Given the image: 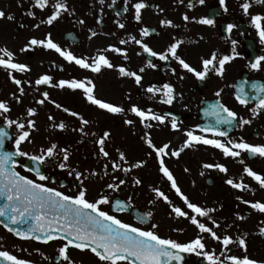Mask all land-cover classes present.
Wrapping results in <instances>:
<instances>
[{"label": "flooded vegetation", "instance_id": "af4514ba", "mask_svg": "<svg viewBox=\"0 0 264 264\" xmlns=\"http://www.w3.org/2000/svg\"><path fill=\"white\" fill-rule=\"evenodd\" d=\"M136 2L137 0H104V3L100 4L99 0H68L69 8L74 10L73 15L65 13L52 26L41 24L39 28H35L33 25L39 23L49 14L48 9L42 12L32 8L36 13L35 18H33L27 15V11L32 6V0H0V10L5 12V17L0 18L4 26L0 31H2V39L10 47L8 48L16 54L17 61L27 63L31 67V71L28 73H14L18 79L34 81L44 73L53 76L54 82L59 79L72 77L80 79L87 76L94 80L96 94L99 98L122 104L126 108L136 103L141 107H151L161 114L170 112L178 117L180 131L171 130L168 124L154 126L152 129L146 130L133 114L128 113L127 116H124L107 113L88 103L79 90L73 92L68 89L60 90L39 86L38 92L35 90L34 84L32 87L25 85L27 88V90L25 88L26 97L31 95L35 101L40 98L41 90L45 89L44 91L50 93L51 99L81 113L86 119L92 121L90 125L85 126V131L96 133V135L81 136L79 132L73 131L74 128L80 126L77 118L64 113L48 102H46L48 107L36 103L34 106L36 109L38 106L41 107L38 114H41L43 107L49 108L50 115L55 118L56 123L63 120L68 125L64 130L50 128L49 132L52 135L53 143L58 144L59 147H70L69 163L77 170L85 172L87 178L84 180V184L89 189V198L96 197L97 193L100 192L107 193L113 200L127 201V198L131 196L132 207L128 211L114 213L115 215L125 222L140 227L157 223L159 225L158 232L161 236L187 242L195 238L198 230L187 219L175 218L174 215L169 216L170 209L163 200L156 199L154 204L148 203L149 200L154 199L150 186H155L161 188L174 204L184 207L182 201L170 188L169 182L159 173L155 154L153 153L150 157L146 155L151 149L144 143L142 136L145 131H149L157 146L171 141L173 148L179 147L185 139L183 134L185 129L198 124L214 123V118L205 116L203 109L214 103L217 99L215 92L223 89L222 101L236 111L238 117L252 120L251 124L242 127L237 124L231 128L229 136L233 139L243 137L247 142L253 144L264 143V111L255 117L250 111L258 103L251 84L253 82L264 83V70L255 71L248 67L256 57L264 55V44L260 42L257 30L251 23L252 15L264 14V5L255 4L253 0L249 14L245 15L240 8L243 0H225L227 11L224 10V6H221L220 0H205L203 5L199 4L197 0H192L194 7L191 9L187 7L188 0H184L183 4L177 3L176 0H146L150 7L142 10V21L137 22L133 18L134 9L132 8ZM158 8H163L164 11L159 12ZM184 13L197 18L207 16L214 19L215 24L208 26L195 22L186 23L182 19ZM8 15H12L14 18L8 19ZM80 19L85 21L83 25L78 23ZM165 19L172 20L179 27L161 25L160 21ZM116 21L124 23L125 28H119ZM228 24H234L236 27L229 32L227 31ZM143 26L154 30L150 36L144 38L139 36V29ZM89 29L96 31L98 35L89 39ZM49 32L56 42L77 56H94L98 50L106 48L108 45L126 48L129 57L126 61L118 54L111 52L106 54L113 64H123L130 70L145 67L142 74V85H136L132 78L121 77L116 69H103L99 74L80 69L75 64L63 60L54 51L42 47H36L33 51L20 52V49L30 38H43ZM129 35L143 39L157 52L165 50L173 42V37L181 39L183 44L179 49V54L197 68L200 67L201 58H208L213 51L219 55H231L232 41H236L235 48L240 56L226 65V72L223 77L212 72L205 80L201 81L180 68L175 60L160 61L158 57H151L143 52L140 46L134 42H129L126 45L118 43L120 39H127ZM201 37L203 38L201 39ZM148 60L156 63L158 67L156 69L146 67ZM54 65H62L63 68L61 70ZM173 68L176 69L175 74L172 72ZM163 83L173 84L176 92L180 93L183 99L178 96L172 105L159 103V97L149 99L150 94L145 91L146 87L151 84L160 86ZM0 84H2L0 86L2 87L0 99L7 100V93L10 90L8 87L5 89L4 84L13 83L9 79L7 71L2 68H0ZM241 85L249 96L247 106L241 105L235 100V94ZM30 105L31 102H28V106ZM126 118L132 119L135 122L134 125L124 124ZM0 123L4 128L7 126L3 124L2 118H0ZM221 127L224 128L225 126ZM9 130L13 133V141L9 147L14 149V138L17 131L13 127ZM104 131L111 132V139L106 142L105 146L114 149L113 151L107 150L110 153L109 158H104L99 154L98 145L95 143V140ZM117 148L129 152L130 155L126 156L130 163L136 157L131 156V154L140 155V158L145 159L147 163L141 168L143 170L135 169L127 174L120 171L113 173L110 160L117 159ZM168 158L172 161H167ZM242 158L255 171L264 172V158H251L247 154H242ZM26 159L20 157L19 161L23 163ZM58 160L59 157L56 160H49L43 164L41 171L54 178V183L46 182L49 186L72 194L75 191V178L68 175V170L56 167ZM165 162L176 177L181 190L193 202L215 208L216 211L211 215L220 223V226L231 225V227H226L229 229V235L232 236L233 233L237 237L241 233H248L247 244L251 242L256 246H254L253 255H249V257L264 260V236L259 234V228L264 227V224L261 223L264 221V214L252 210L236 199L239 196L246 200L264 201V189H260L255 181L243 175V166L239 160L224 157L218 149L210 146L197 145L195 148L186 149L178 159L166 157ZM204 163H222L228 167L229 171L225 174L216 169H204L202 167ZM105 164L109 165L108 176L103 174ZM154 164L157 165L156 171ZM185 168H188L189 171L185 172ZM144 169L146 170L144 171ZM93 170L98 173L97 176L88 175ZM17 171L30 178H36L34 173H29L19 167ZM201 172L204 175H201ZM112 175L127 180V183L122 185L118 191L106 188V185L112 182ZM242 175L244 182L249 184L253 191L242 192L225 183L229 177L238 180ZM134 176H138L143 184L133 186ZM193 182L195 183L193 184ZM62 184L65 187H61ZM102 207L110 211L108 205ZM148 210L153 212V217L147 225L141 224L137 216L143 215ZM237 212L244 215L246 219H236L235 214ZM177 228H182L183 231H173ZM204 236L207 248H214L219 254L220 250H218V246L216 247L215 242L207 234ZM61 245L62 241L59 240L44 244L34 240L21 239L8 232L3 224H0V250H8L20 258L32 261L33 264H66L58 253ZM219 247L221 248V246ZM69 253L77 264H99L98 259L88 252L70 249ZM228 254L231 255L232 252ZM221 258L223 259V257ZM0 264L3 262L0 261ZM184 264H207V262L194 254H185Z\"/></svg>", "mask_w": 264, "mask_h": 264}, {"label": "snow or ice", "instance_id": "6c2138e0", "mask_svg": "<svg viewBox=\"0 0 264 264\" xmlns=\"http://www.w3.org/2000/svg\"><path fill=\"white\" fill-rule=\"evenodd\" d=\"M177 3L183 4L184 0H176ZM201 5L205 0H197ZM253 0H243L240 8L245 15L249 14L252 7ZM100 4L104 0H99ZM255 4L264 5V0H254ZM221 6L227 11L225 0H220ZM150 7L146 0H137L132 5L134 9V20L142 21V10ZM158 7V6H157ZM187 7L193 8L192 0H188ZM32 8L39 9L42 12L45 9L49 10L46 18L41 19L39 23L33 25L39 28L41 24L52 26L61 17L67 13L73 15L74 10L69 8L68 0H32V6L27 11L29 17L35 18L36 13ZM127 11V8H125ZM159 12H163V8H158ZM5 17V12L0 10V18ZM8 19H13L12 15L7 16ZM183 21L195 22L202 25L212 26L215 20L205 17H190L187 13L182 15ZM79 24L83 25L85 21L80 19ZM99 23V21H97ZM117 26L121 29L125 28V24L116 21ZM163 26L179 27L172 20L165 19L160 21ZM251 23L257 30L260 42L264 44V14H255L251 16ZM236 27L234 24L227 25V31ZM154 30L147 26L139 29V36L141 38L148 37ZM89 39L98 35L92 29H89ZM108 35L107 33H103ZM114 35V33H113ZM203 37H201L202 39ZM165 50L157 52L145 43L143 39H137L136 36L129 35L127 39H120V45H126L129 42H134L139 45L143 52L151 57H158L160 61L175 60L179 67L192 74L197 80H205L209 73L214 72L217 76L223 77L226 72V65L240 56L236 51V41H232V54L219 55L213 51L208 58H201L200 67L197 68L189 63L185 58L179 54V49L183 44V40L172 38ZM36 47H42L46 50L54 51L63 60L70 64H75L80 69L89 71L91 73L99 74L103 69H116L121 77L132 78L136 85L141 86L143 80V73L145 67H140L138 70H130L123 64H113L112 60L106 54L108 52L118 54L126 61L128 60L127 49L116 45H108L106 48L100 49L94 56H77L72 51L63 48L56 42L52 34L46 33L43 38H30L27 43L20 49V52L33 51ZM264 55L258 56L248 67L255 71L264 70ZM54 63V62H53ZM62 70V65H54ZM146 67L156 69L158 66L151 60L147 61ZM0 68L8 73V77L13 84L17 86V92L11 93V99L15 100L17 104L21 103V97L25 96V87L28 85L36 86L35 90L39 92V86H47L55 89H68L73 92L79 90L82 92L86 101L98 109L104 110L113 115H124L128 113L133 114L140 121L144 129H152L154 126L170 125L171 130L180 131V124L178 117L172 115L170 112L163 114L154 111L151 107H141L133 103L129 107L122 104L112 103L105 99L99 98L96 94V84L91 77H83L77 79L75 77L69 79H59L54 82L53 76L44 73L38 76L34 81L18 79L14 73L25 74L31 71V67L24 62H18L16 54L7 46L0 47ZM175 74L176 69H172ZM251 88L256 93L258 103L251 108L253 117L258 116L261 111H264V83L253 82ZM145 91L150 94L149 99L159 97V103L172 105L179 96L183 99L180 93H177L175 87L171 83H163L160 86L151 84L146 87ZM223 89L215 92L217 98L214 103L203 109L205 116L214 118L213 124L195 125L192 128L184 130L185 139L183 143L176 148L171 146V141L157 146L152 139L151 133L145 131L142 140L147 145L150 152L146 155L151 156L155 154L158 162L159 173L169 182L170 188L182 201L184 207H180L173 203L170 197L159 187L150 186L151 192L154 194V199L149 200V204H154L156 199L163 200L167 203L170 212L169 216L175 218H184L189 221L198 231L194 239L187 242H181L166 236H161L158 232L159 225L151 223L150 226L140 227L128 222H125L114 213H121L128 211L132 207V197L129 196L127 201L121 199H111L107 193L100 192L94 198H89L90 192L85 186L84 180L87 178L85 172H81L73 167L69 161L71 157L70 147H59L56 143H50L47 147H41L36 152H29L22 146L25 143H33L31 134L36 131V121L32 119L37 115L35 107H28L26 109V116L28 117L26 123L23 118L12 119L8 115L11 112V104L6 99H0V118L3 124L7 125L8 129L13 126L17 132L14 138V150L5 151V140H11L13 137L4 127H0V217L7 220H0V224L10 233L24 240H34L47 244L52 241H62V245L58 249L59 256L66 264H77L70 256L69 250L76 249L80 252H88L98 259L99 264H184L185 254H194L197 257H202L207 264H264V260H257L249 257L247 254V236L248 233H243L237 237L227 234L223 230L218 234L216 229H220V223L211 215L216 211L213 207H207L193 202L180 188L177 179L173 172L165 162L166 157L179 158L186 149L195 148L197 145L210 146L218 149L224 157L239 160L243 166V175L255 181L260 189H264V172L255 171L252 167L245 163L242 154H247L251 158H264V143L253 144L247 142L243 137L233 139L229 136V130L235 127L244 126L252 123L251 119L238 117V113L227 106L222 99L221 93ZM40 98L35 100L38 105H44L46 102L53 104L57 109L64 113L75 117L79 120L80 126L74 128L81 136L93 135L96 133H89L85 131V126L92 123L90 119H86L81 113L64 106L57 101L51 99L48 91L39 93ZM235 100L244 106L249 103L248 93L245 92L243 85L240 86L238 92L235 94ZM51 122L49 127L53 129L64 130L68 125L61 120L59 123L55 122L52 115L48 116ZM132 119H125L124 124L134 125ZM221 126H225L222 128ZM111 139V132L104 131L95 140L98 145L99 154L104 158H109L110 153L106 150V142ZM117 159L110 160L113 173L120 171L125 174L132 172L135 169L142 168L147 161L139 159L135 162H129L126 153L117 148ZM17 157H24L27 160L35 162V167H28L21 163ZM59 160L56 167L59 169L68 170V175L75 178V191L68 194L56 187H51L46 182L54 183V178L45 175L40 166L47 163L49 160ZM24 169L29 173H34L35 179L27 175L21 174L17 168ZM108 164L103 166L104 176H108ZM204 169H216L221 173L227 174L229 169L222 163H204ZM185 172L189 169L185 168ZM204 175L203 172L200 173ZM91 176H97L96 171L88 173ZM243 175L237 180L232 177L226 179L225 183L232 188L244 191H253L249 184H246ZM127 183L126 179L112 175V182L106 185L107 189L118 191L122 185ZM195 182H193L194 184ZM133 186H140L143 181L134 176L132 180ZM65 187V185H61ZM244 205L252 210L264 214V201L246 200L242 197H237ZM108 205L109 210H105L102 206ZM236 219L245 220L246 217L240 213L235 214ZM153 217V212L148 210L143 215L137 216L141 224L147 225ZM264 224V221L261 222ZM20 225H25L24 230H21ZM226 227H231L227 225ZM173 231L182 232V228L173 229ZM204 234H207L211 240L220 244L221 249L217 254L216 249H208ZM259 234L264 236V227L259 228ZM232 245H237L242 249V255L228 254L231 252ZM37 251H39L37 249ZM223 257V259L221 258ZM0 261L3 264H33L32 261L20 258L8 250H0Z\"/></svg>", "mask_w": 264, "mask_h": 264}, {"label": "rangeland", "instance_id": "374dc122", "mask_svg": "<svg viewBox=\"0 0 264 264\" xmlns=\"http://www.w3.org/2000/svg\"><path fill=\"white\" fill-rule=\"evenodd\" d=\"M3 27L4 26H3L2 20L0 19V30H2ZM1 33H2V31H0V47H4V46L7 45V43H5L4 40L2 39L3 37H2ZM7 47H9V46L7 45ZM4 85H5V89H6V87H8L9 90H10L9 92L6 90L8 92L7 93L8 99L7 100L11 104V112L8 115L12 119L23 118L25 123H26V121L28 119V117L26 116V109L28 107H34L36 105L34 99L32 98L31 95L29 97L23 96V97H21V101L22 102L17 104L15 102V100L11 99V93L17 92V86L15 84H9V85L8 84H4ZM0 86H2V84H0ZM24 87L26 88L25 85H24ZM1 89H2V87H0V92H1ZM26 90H27V88H26ZM44 90L45 89L41 90V92H43ZM17 94H19V93L17 92ZM28 102H31L30 106H28ZM46 105L47 104L45 103L43 106H46ZM46 107H48V106H46ZM40 108L41 107L38 106L37 115L35 117H32V119H35V121H36V129H37L36 131H33L32 134H31V139H32L33 143H31V144L25 143L22 146L25 150H27L29 152H36L41 147H47L50 143H53L52 142V137H51L52 135L49 132L50 131L49 125H50L51 122L48 120V116L50 115V110H49V108L46 109L45 107H43V109H41V114H38L39 111H40ZM46 111H48V113H46ZM13 128L16 130V128L14 126H13ZM106 150L113 151L114 149L113 148H106ZM125 153H126L127 156L130 155L129 152H125ZM131 156H136V157H134L132 159V162H135L136 160H139V159H143V158H140V155L137 156L135 154H131ZM167 161H172V160L170 158H168ZM142 170L143 169H141V168L138 169V171H142ZM145 170L146 169H144V171ZM154 170L155 171L157 170V165L156 164H154ZM223 230H226L227 234H228L229 229H227L224 226H221L220 229H216L218 234H220V232L223 231ZM241 234H239V235H241ZM232 236L235 238L236 234L232 233ZM213 242H215L216 247L218 246L217 248H218V250H220L221 249L219 247L220 244L218 242H216V241H213ZM254 246L255 245H253V243H251V242H249L247 244V254L248 255H253V252L255 251ZM230 247H231L232 254L242 255V249L239 246L232 245Z\"/></svg>", "mask_w": 264, "mask_h": 264}, {"label": "water", "instance_id": "95a60500", "mask_svg": "<svg viewBox=\"0 0 264 264\" xmlns=\"http://www.w3.org/2000/svg\"><path fill=\"white\" fill-rule=\"evenodd\" d=\"M10 141L11 140H5V145H4V150L5 151H11V150L7 149L8 142H10ZM25 165H27L28 167H35L36 166L35 162L30 161V160H26ZM5 222L7 223V220H5ZM19 227L21 228V230H24V228L26 226L25 225H20Z\"/></svg>", "mask_w": 264, "mask_h": 264}]
</instances>
